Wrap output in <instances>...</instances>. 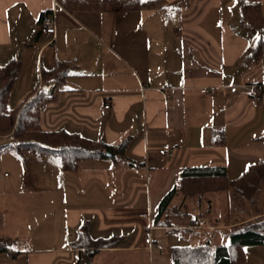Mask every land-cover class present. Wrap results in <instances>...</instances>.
<instances>
[{
	"label": "crops",
	"instance_id": "obj_1",
	"mask_svg": "<svg viewBox=\"0 0 264 264\" xmlns=\"http://www.w3.org/2000/svg\"><path fill=\"white\" fill-rule=\"evenodd\" d=\"M237 1L161 0L176 10L166 21L157 8L68 12L55 0H0V64L13 57L21 62L10 95L16 92L20 102L38 84L54 96L41 112L43 129L110 145L125 142L120 161L115 155L87 160L60 176L63 223L55 228L54 244L15 249L21 242L36 244L0 227L14 241L12 253L0 252V264H76L82 258L88 264H172L170 246L212 244L217 235V243L226 242L241 226L232 224L239 220L235 204L224 208L218 197L220 218L228 219V212L236 218L209 221L217 194L191 211L182 198L171 202V228L151 224L183 167L222 165L235 179L250 163L264 161V48L257 61L246 53L264 37V27L241 26ZM247 1L259 3L264 16V0ZM45 12L54 16V34L39 26ZM174 16L177 25L170 26ZM57 60L73 64L63 83H38L41 70ZM256 81L263 84L259 101L250 98ZM209 86L215 90L201 91ZM106 103L110 107L103 109ZM218 130L221 144L214 142ZM164 144L170 155L158 153ZM83 222L91 238L118 241L88 258L70 245ZM244 264H264V245L247 246Z\"/></svg>",
	"mask_w": 264,
	"mask_h": 264
},
{
	"label": "trees",
	"instance_id": "obj_2",
	"mask_svg": "<svg viewBox=\"0 0 264 264\" xmlns=\"http://www.w3.org/2000/svg\"><path fill=\"white\" fill-rule=\"evenodd\" d=\"M68 12L75 10L102 11L108 8L119 11L140 10L142 8H157L168 21L174 8L163 5L161 0H55ZM240 25L260 31L264 27V16L259 3L238 0ZM46 13V12H45ZM264 48V37L260 34L253 44L247 46V58L257 61ZM20 59L13 57L0 64V137L11 136L14 141L13 150L23 162L27 154L56 156L60 168L71 171L80 167L81 163L91 159H108L106 152H115L112 159L122 158L125 142L116 145L106 144L84 137L77 132L64 129L45 130L41 126L40 108H45L54 96L45 93L36 84L18 102L14 108H8V99L13 89L19 69ZM73 64L66 60H57L51 69H42L38 83L54 79L63 83ZM257 82V81H256ZM253 83V82H252ZM214 142H224L223 130L215 131ZM261 138L264 139V136ZM118 156V157H117ZM128 163L140 165L139 162ZM264 185V161L250 163L235 179H230L222 165H199L183 167L173 187L160 199L158 211L151 219V224L171 228L169 219L172 200L180 195L185 201L191 200L196 205L207 198V194H226L227 199H234L239 220L233 221L241 225L228 233L226 242L212 246L210 241L197 245H172L169 248L172 264H244L247 257V246L264 245V219L250 221L252 218L264 215V198L261 196ZM230 201V200H229ZM233 202L232 200L230 201ZM245 202V203H244ZM247 204V208L245 205ZM263 207V211L259 208ZM181 206L175 210L179 211ZM185 208V207H184ZM252 209V213L248 211ZM174 212V211H173ZM234 219L236 217H228ZM0 215V221H1ZM194 220L191 221L194 224ZM118 241V236L93 239L87 232V223L83 222L71 247L90 258L100 248L111 247ZM14 241L0 234V252H11ZM14 253V252H13ZM82 258L76 264H88Z\"/></svg>",
	"mask_w": 264,
	"mask_h": 264
},
{
	"label": "rangeland",
	"instance_id": "obj_3",
	"mask_svg": "<svg viewBox=\"0 0 264 264\" xmlns=\"http://www.w3.org/2000/svg\"><path fill=\"white\" fill-rule=\"evenodd\" d=\"M168 24L170 26L177 25L175 16ZM17 96L16 92L9 96L8 108H14L18 104L19 96ZM43 110L44 108L41 107L40 113ZM13 146L14 141L11 136L0 137V215L2 218L0 227L4 232H7V235L20 232L22 238L31 236L32 242L36 244L32 246L21 242L15 246V249L48 248L56 242V239L52 237L56 234L55 228H59L63 223V214L58 203L57 193L59 191L60 176L64 175V171L60 168L59 158L56 156L27 154V161L23 162L17 152L13 150ZM120 160L118 159V161ZM37 194L41 197H37ZM217 195L219 196L213 197L212 200L214 212L212 215H207L210 222H214L213 219L216 216L220 218L221 214L218 213L221 210L219 211L217 208L219 201L221 204L223 203L224 208H227L226 204L231 205V200L234 204L236 202L234 199H227L226 194L218 193ZM207 196L210 198L209 194ZM180 198L181 196L178 195L172 202L177 205ZM185 201L188 203V210L191 211L192 208L196 207L193 201L187 199ZM243 205L247 206V204ZM187 209L181 210L185 211ZM262 209L263 207H260L259 211H263ZM252 211L250 209L248 212L252 213ZM228 217H232L229 212ZM263 219L264 215L252 218L250 221ZM231 220V218L225 219L223 216L219 222L226 223ZM220 223H218V226L223 225ZM232 224H227V226H232ZM228 228L225 226V229ZM203 232L205 231H202V234ZM220 239L222 238L218 235L213 238L212 246L219 244L217 242ZM37 243L40 245H37Z\"/></svg>",
	"mask_w": 264,
	"mask_h": 264
},
{
	"label": "built area",
	"instance_id": "obj_4",
	"mask_svg": "<svg viewBox=\"0 0 264 264\" xmlns=\"http://www.w3.org/2000/svg\"><path fill=\"white\" fill-rule=\"evenodd\" d=\"M39 26L42 31L50 34L55 33L56 25H55V19L52 14V12H46L40 15V21H39ZM215 90L214 86H209V87H203L201 91L203 93H209L213 92ZM262 90H263V84L261 82H253L250 84V98L253 101H259L261 99L262 95ZM110 107L109 103H106L103 105V109H108ZM158 153L160 155H170V145L169 144H164L163 146L158 148ZM202 222H199V225H201Z\"/></svg>",
	"mask_w": 264,
	"mask_h": 264
},
{
	"label": "water",
	"instance_id": "obj_5",
	"mask_svg": "<svg viewBox=\"0 0 264 264\" xmlns=\"http://www.w3.org/2000/svg\"><path fill=\"white\" fill-rule=\"evenodd\" d=\"M107 156H114L116 153L115 152H106L105 153Z\"/></svg>",
	"mask_w": 264,
	"mask_h": 264
}]
</instances>
